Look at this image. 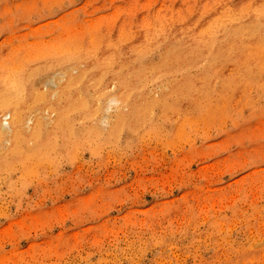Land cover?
Masks as SVG:
<instances>
[{"label": "rangeland", "instance_id": "obj_1", "mask_svg": "<svg viewBox=\"0 0 264 264\" xmlns=\"http://www.w3.org/2000/svg\"><path fill=\"white\" fill-rule=\"evenodd\" d=\"M237 6L264 23V0H0V59L14 65L58 45L132 36L164 16ZM261 79L183 127L123 133L11 187L0 174V264H264Z\"/></svg>", "mask_w": 264, "mask_h": 264}, {"label": "bare ground", "instance_id": "obj_2", "mask_svg": "<svg viewBox=\"0 0 264 264\" xmlns=\"http://www.w3.org/2000/svg\"><path fill=\"white\" fill-rule=\"evenodd\" d=\"M242 8L164 16L132 36L58 45L14 65L0 59V183L16 185L13 177L82 149L98 153L123 133L140 139L169 122L180 128L223 94L259 87L264 23L238 17ZM226 74L235 75L230 85Z\"/></svg>", "mask_w": 264, "mask_h": 264}]
</instances>
